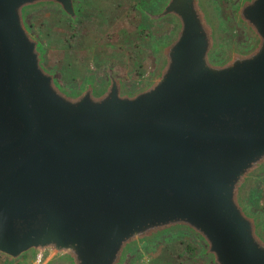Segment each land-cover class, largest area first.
Returning <instances> with one entry per match:
<instances>
[{"label": "water", "instance_id": "1", "mask_svg": "<svg viewBox=\"0 0 264 264\" xmlns=\"http://www.w3.org/2000/svg\"><path fill=\"white\" fill-rule=\"evenodd\" d=\"M79 1L0 0V254L122 264L183 233L209 264H264L249 207L264 173V0L232 11L243 47L213 0H165L148 15L174 33L134 92L118 77L74 90L48 66L30 14L75 21Z\"/></svg>", "mask_w": 264, "mask_h": 264}, {"label": "rangeland", "instance_id": "2", "mask_svg": "<svg viewBox=\"0 0 264 264\" xmlns=\"http://www.w3.org/2000/svg\"><path fill=\"white\" fill-rule=\"evenodd\" d=\"M136 1L83 0L77 28L63 14L53 9L30 14L29 23L45 48L48 66L57 70L63 81L61 70H66L65 74L73 71L80 75L84 68L98 66L103 59L121 60L124 55L119 46L132 51L134 38L140 37L137 32L138 27H141V20L133 8ZM231 16V11L228 16H219L227 23L226 31L223 30L226 39L234 41L236 36L242 35L248 42L243 29L233 25V21L230 22ZM241 37L239 40H243ZM140 40L143 41L142 38ZM66 67L70 69H65ZM147 71L148 68H142V74ZM257 191L254 208L264 218V179ZM166 240L161 246H142L135 250L129 254L125 264H209L204 257H192L194 252L197 256L200 249L198 242L192 237L177 233L167 235ZM191 241L197 244L193 251L185 248V244ZM31 261L29 255L22 256L14 263L7 257H0V264H30Z\"/></svg>", "mask_w": 264, "mask_h": 264}, {"label": "flooded vegetation", "instance_id": "3", "mask_svg": "<svg viewBox=\"0 0 264 264\" xmlns=\"http://www.w3.org/2000/svg\"><path fill=\"white\" fill-rule=\"evenodd\" d=\"M239 1L240 0H224L223 3H221V0H213L218 12V16H228L230 11L232 14L233 9L236 7ZM164 2L165 0H137L135 2L133 8L138 13L141 20V27H138L137 32L140 37L134 38L132 51L128 50V48L126 47L122 48L119 46L120 52L124 55L121 60L103 59L101 61V64L98 66L93 65L84 68L80 75L73 71H71V74H65L66 70H61L63 76L62 82L74 90L82 89L89 83H92L96 86V88L101 89L110 82L111 78L118 77L121 81V86L129 92H134L141 89L154 73L160 48L167 43V41L174 33L173 20L172 22L169 20L159 21L158 19L152 18L148 15L150 13L154 15L158 11H160ZM82 3L83 0H80L78 3V17L76 18V20H69L74 28H77L78 23L80 22L79 20L81 16ZM219 20L220 28L226 31L227 23H225L222 18H219ZM232 21L233 25H236V27L238 28L239 26L235 23L234 19L231 16L230 22ZM241 36L242 35L236 36L237 39H235L234 41L240 47L248 46L246 38ZM239 37L243 38V40H239ZM140 38H142L143 41H141ZM145 67L148 68V71L146 74H142V68ZM65 69L70 68L66 67ZM260 178L261 179L258 181L256 188L252 190L249 207L250 211L261 215V219L264 224V218L262 217V214L258 210L255 211L254 208L256 207V204L254 202L256 201V196L258 193L257 188L259 187L260 182L264 179V173L260 175ZM167 235L170 234H166L159 238H156L152 243L143 245V247L149 248L154 246H161L162 243L167 241ZM196 245L197 244L195 241H191V243L185 244V248L191 249L193 251ZM198 254L199 253H197L196 256L194 252L192 254V257L197 258L198 256H201ZM127 258L122 264H125Z\"/></svg>", "mask_w": 264, "mask_h": 264}, {"label": "built area", "instance_id": "4", "mask_svg": "<svg viewBox=\"0 0 264 264\" xmlns=\"http://www.w3.org/2000/svg\"><path fill=\"white\" fill-rule=\"evenodd\" d=\"M30 264H39L36 260L32 259Z\"/></svg>", "mask_w": 264, "mask_h": 264}, {"label": "trees", "instance_id": "5", "mask_svg": "<svg viewBox=\"0 0 264 264\" xmlns=\"http://www.w3.org/2000/svg\"><path fill=\"white\" fill-rule=\"evenodd\" d=\"M0 257L5 258V256H3V255H1V254H0Z\"/></svg>", "mask_w": 264, "mask_h": 264}]
</instances>
